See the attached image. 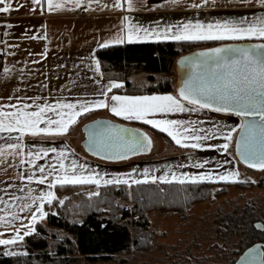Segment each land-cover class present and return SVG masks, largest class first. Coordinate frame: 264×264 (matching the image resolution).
<instances>
[{"label":"snow or ice","instance_id":"6c2138e0","mask_svg":"<svg viewBox=\"0 0 264 264\" xmlns=\"http://www.w3.org/2000/svg\"><path fill=\"white\" fill-rule=\"evenodd\" d=\"M33 10L36 5L41 4V0H31ZM98 3L99 0H87L88 5ZM127 4V10L136 8L135 0H114L113 9L124 10V3ZM172 6H178V0H165ZM50 9L53 8V0H47ZM66 3L80 8L82 0H66ZM241 3L249 6L258 5L264 8V0H241ZM209 0H192L188 5L193 9L207 7ZM215 5V0H212ZM23 7V4L17 0H0V13H10L15 8ZM55 8H61L57 3ZM108 7V5H104ZM129 19L122 17V22ZM7 28L13 25H6ZM8 35L7 32L4 33ZM156 41H177V42H201V41H252L253 39L261 41L260 43L246 44H225L219 47L207 48L196 53L194 56L182 57L180 64L189 69L186 79H183L177 88L176 94L163 95H118L111 94L113 88L121 87L123 81L109 80L104 85L98 96L94 100H81L77 104H66L60 107L67 108L68 111L57 113L58 119H51L43 115L45 106H39L37 111L29 112L25 110L0 111V133H18L14 143H8L0 147V158L5 155V148L11 150L13 158L27 156L29 159L19 160V164L28 163L34 165L40 158L41 153L47 156L49 152H55V148H41L39 152H24L22 138L27 135H63L69 132L70 126L74 125L83 113L92 109L107 108L115 116L122 117L129 121H140L151 125L153 128L167 133L177 145L185 148L203 149L216 148L217 150L227 151L230 142H232L233 132L239 129L238 139H236V152L247 166L264 170V17H255L249 21L247 17L217 19L215 22L203 23L200 19H187L185 21L173 24L168 23L164 26L157 24L153 27H144L138 24H132L127 28V34H117L112 39H106L99 47H105L110 44H122L139 40ZM96 73H100V62L95 61ZM8 70L5 69V72ZM102 75V74H101ZM204 110L234 114L240 117V123L235 126H228L219 121L211 123L209 127H203L199 120H178L168 118L169 114L175 113H199ZM159 117V118H157ZM43 123L44 126H41ZM177 128L184 135H179ZM93 131L89 134V145L94 148L96 155L105 156L108 159L123 160L129 155L139 152H147L151 149L152 140L147 133L136 129L122 128L119 125H104L97 121L93 126ZM217 136L223 138L224 143L220 145L205 143L207 140L216 139ZM64 156V152L60 153ZM208 161L197 162L193 166L203 168ZM41 175L20 176L21 180L27 179L30 183L36 180L44 183L45 169L37 166ZM61 169L64 168L63 161H60ZM77 167L83 170L87 165H77L73 162L72 168ZM55 171V168H53ZM153 170L145 168L141 177H136V169L129 173H117L110 177L107 174L101 175L98 172L89 171L87 174L72 171L71 173L57 174L49 181V190L41 192L38 197L31 198V203L26 198L19 205L22 212L35 206V212H32L28 218V225H21L13 228L14 235L8 238H0V245L6 246L4 255L16 256L17 253L7 250V246L17 245L24 241L25 236L35 232L34 225L38 220L47 216L44 211L45 202L51 205L57 201L61 205L65 200L56 196L51 190L56 185H83L93 184L97 189L101 185H125L131 189L133 185L140 184H172L173 182L184 185L186 182L196 184L202 181H223V182H246L239 180V172L235 169L231 171H222L216 174L211 171H202L199 174H189L187 172L177 175L175 172H165L162 175L152 174ZM52 176V172L48 173ZM107 177V178H106ZM254 183V181H253ZM161 191H163L161 189ZM31 192V189H29ZM99 195V192H89L88 196ZM129 196L131 192L129 191ZM39 201V203H37ZM0 203H5L0 199ZM8 206L0 209V212H7L11 219H5L0 215V224L6 229L12 225L13 221L20 219L14 213L7 211ZM257 229H264V223H256ZM23 229V234L21 230ZM2 235V234H0ZM22 247V244L20 245ZM254 249H249L245 257L253 253ZM26 255V253H22ZM241 257V261L245 260ZM264 257V253H261ZM250 264V262H249ZM257 264H264V258L258 260Z\"/></svg>","mask_w":264,"mask_h":264},{"label":"crops","instance_id":"0c3cea01","mask_svg":"<svg viewBox=\"0 0 264 264\" xmlns=\"http://www.w3.org/2000/svg\"><path fill=\"white\" fill-rule=\"evenodd\" d=\"M17 2L23 4V7L15 8L10 13H0V111L34 112L39 106H45L43 115L51 119H58L57 113L68 111L67 108L60 107L61 105L77 104L78 107V102L81 100L100 98L98 93L109 80L103 78L101 69L100 73L95 71V61L98 60L97 50L101 48L98 45L103 44L106 39L114 38L117 34L126 36L127 28L132 24L153 27L157 24L160 26L168 23L176 24L187 19H200L207 24L217 19L247 17L252 21L255 17H264V8L243 4L241 0H215V5L209 0L208 6L200 9L188 6L192 0H178V6L169 5L165 0H135L136 8L131 11L127 10L126 2L124 10L113 9L114 0H99L98 3L94 2L90 6L87 0H82L80 8L66 3V0H53L52 9L49 8L47 0H41V4L35 6V10L31 0H17ZM57 3L62 7L55 8ZM104 5L108 7L105 8ZM124 16L129 19L122 22ZM8 24L13 27L7 28ZM5 32L8 35H5ZM144 41L154 40L132 42ZM254 42L261 41L226 40L221 41L218 46ZM124 43L131 42L125 40ZM5 69L8 71L5 72ZM122 88L123 83L121 87L113 88L109 95L113 93L127 95L119 93ZM152 94L163 95L174 92H152L145 95ZM176 115H181L185 121L199 120L206 128L216 121L225 122L228 120L225 117L231 118V126L237 125L232 119L233 115L208 110L199 113L169 114L168 118L173 119ZM96 120H107L143 132L145 129L160 131L140 121L117 117L107 108H98L77 117L76 123L70 126L66 134L36 136L26 134L22 138L24 152H39L41 148H55L56 151L49 152L47 156L41 153L34 165L28 163L20 165L21 158L25 161L29 158L26 155L13 158L10 154L11 150L5 148V155L0 158V199L5 203H0V209H4L7 205V211L14 212L20 217L13 221L8 230L28 225V218L32 212H35V206L21 212L19 205L26 198L31 203V198L38 197L41 192H47L49 181L57 174L62 175L72 171L87 174L91 171L101 175L107 174V177H110L136 169L134 175L139 178L145 168L151 170V162L157 163L150 159L107 162L77 150L76 143L80 148L84 140L83 127ZM41 126H44L43 123ZM17 135L18 133H0V147L14 143ZM61 152H64L63 157L60 156ZM61 160L64 164L63 169L60 167ZM73 162L88 167L83 170L77 167L74 170ZM37 166L45 169L44 183L36 180L30 183L27 179L19 178L27 175L39 177L41 173ZM49 172H52L51 177L48 176ZM54 187L51 188L52 191ZM0 215H4L5 219H11L7 212H0ZM0 227L4 226L0 224Z\"/></svg>","mask_w":264,"mask_h":264},{"label":"rangeland","instance_id":"374dc122","mask_svg":"<svg viewBox=\"0 0 264 264\" xmlns=\"http://www.w3.org/2000/svg\"><path fill=\"white\" fill-rule=\"evenodd\" d=\"M220 42H195L199 44L195 49L190 46L185 47V45H180L179 48L183 55L190 52L191 48L194 50L211 48L218 46ZM126 80L131 84L130 90L133 91L152 90L157 92L167 87L170 92L176 94V65L174 64L167 74L149 75L138 72L130 74ZM173 119L184 120L181 115H176ZM225 119L228 120L222 123L231 126V118L225 117ZM232 119L237 125L240 123V118L233 117ZM176 130L181 136L185 134L179 128ZM238 132L239 129L232 133L234 139L225 152L216 148L181 147L168 135L170 139L160 137L151 129H145V133L152 140V150L148 155L131 159L157 161V163L151 162L152 174L162 175L166 171L169 174L175 172L177 175L183 172L199 174L202 171L220 174L222 171L235 169L239 172V180L246 182H198L196 184L208 183L212 185L207 199L195 202L186 208L173 205L172 210L161 208V210L146 212L144 219L148 222L147 234L150 240L148 249L123 253L110 261L97 263H89L74 252L72 257L75 258V261L72 264H234L244 250L255 243H262L264 252V229L255 227L258 222L264 223V187L259 186L264 179V170L249 168L237 159L234 147ZM205 143L220 145L224 143V140L217 136L216 139L207 140ZM76 149L84 153L82 147H77V143ZM205 160L208 163L203 168L193 166L195 163ZM161 184L164 183L157 182L154 185ZM172 184L179 183L173 182ZM185 184L193 183L186 182ZM84 186L88 187L83 190H72L77 191L75 193H63L59 198L69 203H75L77 197L91 198L97 195L89 197V192H100V188L97 189L93 184ZM173 202L175 203V200ZM120 205L125 206L123 203ZM57 206L62 205L57 201L56 203L53 201L51 205L45 202L44 211L47 214L55 213ZM122 224H127L132 235L135 234L131 221H124ZM36 225L46 226V216L38 220L34 227ZM0 234H2L0 238H8L15 233L12 228L8 230V228L0 227ZM21 234H23V229ZM5 248L6 246L0 245V252L3 255ZM22 248L23 241L17 245L7 246L8 251L17 253V255L24 253Z\"/></svg>","mask_w":264,"mask_h":264},{"label":"trees","instance_id":"16d2710c","mask_svg":"<svg viewBox=\"0 0 264 264\" xmlns=\"http://www.w3.org/2000/svg\"><path fill=\"white\" fill-rule=\"evenodd\" d=\"M180 45L194 49L199 46L195 42L171 40L131 42L101 47L97 50V58L105 80L123 81L119 93L144 95L154 91L130 90L127 77L138 72L167 74L181 57L201 50L191 48L182 55ZM157 92L166 93L169 88ZM152 131L170 139L162 131ZM211 186L208 183L159 186L148 183L133 185L131 189L125 185L100 187L98 196H80L75 203L65 201L57 206L55 213L47 214L46 226L36 225L35 232L24 238L22 249L26 255L4 256L0 252V264H72L74 252L89 263H97L110 261L123 253L140 252L150 246L148 222L144 219L146 212L161 208L172 210L173 205L186 208L207 199ZM259 186L264 187V179ZM87 187L65 185L54 187L53 191L60 197L63 193H75L77 191L72 190ZM124 221H131L134 235L127 224H122Z\"/></svg>","mask_w":264,"mask_h":264},{"label":"water","instance_id":"95a60500","mask_svg":"<svg viewBox=\"0 0 264 264\" xmlns=\"http://www.w3.org/2000/svg\"><path fill=\"white\" fill-rule=\"evenodd\" d=\"M254 43H260V42H254ZM234 44H246V43H234ZM220 46H222V45H220ZM217 47H219V46H217ZM200 51H203V50H199V51H195V52L189 53V54L185 55L184 57L194 56L196 53H198ZM181 58L179 60H177L176 63H175L176 72H177V82H176V88H175L176 92H177V88H178L179 83L183 79H186L187 76H188V73H189V69L187 67H183L180 64ZM229 114H231V113H229ZM231 115H233L236 118H240V117H238V116H236L234 114H231ZM97 121L102 122L104 125H108V124L119 125V124H116V123H113V122H110V121H107V120H96V121H93V122H90V123L86 124L83 127V130H82L83 135H84V140L81 143V147H82L83 151L88 156H90L92 158H95V159H98V160H101V161L116 162V161H125V160L131 159V158H134V157H138V156L148 155L151 152L153 145L151 146V149L149 151H147V152H139V153H136L134 155H129L126 159H123V160H113V159H108V158H106L105 156H102V155H96L95 154L96 150L94 148L90 147V145H89V134H90V132H92L94 130L93 126H94V124ZM119 126H121L122 128L134 129V128H129V127L122 126V125H119ZM139 131H141V130H139ZM141 132H143V131H141ZM236 139H238V135H237ZM234 148H235V155H236L237 159L242 164L247 166V164H245L243 162V160L241 159L239 154L236 152V140H235V147ZM247 167H249V166H247ZM249 168H251V167H249ZM249 249H254L255 251L253 253L249 254L247 257H245V253H247ZM261 253H264L263 252V244L262 243H255V244L249 246L247 249H245L244 252L238 257V259L236 260V262L234 264H249V262H250V264H257L259 259L264 258V257H261ZM241 257H245V260L241 261Z\"/></svg>","mask_w":264,"mask_h":264}]
</instances>
